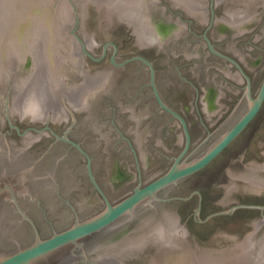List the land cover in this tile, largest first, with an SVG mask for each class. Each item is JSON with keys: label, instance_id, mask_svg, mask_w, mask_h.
<instances>
[{"label": "water", "instance_id": "95a60500", "mask_svg": "<svg viewBox=\"0 0 264 264\" xmlns=\"http://www.w3.org/2000/svg\"><path fill=\"white\" fill-rule=\"evenodd\" d=\"M193 1L195 10L188 0H0V264L264 260V106L207 166L264 101V0L214 7L238 17L229 52L255 73L257 95L197 158H183L187 146L175 158L180 131L136 59L149 57L175 110L206 109L203 90L214 84L197 78L222 76L194 70L208 54L181 42L157 50L149 28L211 12L210 0ZM213 87L216 109L232 110L244 85ZM139 177L152 181L127 195Z\"/></svg>", "mask_w": 264, "mask_h": 264}, {"label": "flooded vegetation", "instance_id": "af4514ba", "mask_svg": "<svg viewBox=\"0 0 264 264\" xmlns=\"http://www.w3.org/2000/svg\"><path fill=\"white\" fill-rule=\"evenodd\" d=\"M224 1L225 0H210L211 12L209 14H199L196 13L197 11L195 13H187L185 14V16L191 18L188 20L184 19L183 14L177 13L175 15V17L179 19L177 24H163L161 22L156 26H153L151 24L149 25V28L153 33L151 34V41H153L152 43L155 44L154 47H156L157 50L167 48V46L172 42L173 44L176 42H181L180 44L182 45H193L197 54L204 52L205 57L208 54L207 58H205L207 59L206 62H201L198 68L196 66L194 70H197L198 73L204 72L207 74L210 69H214L221 73L222 76H212V78H207L208 76H206V78H197V81H199L201 84L209 85L212 83L214 84L213 86H215L217 80H229L236 85L243 84V94L232 110H222L219 108L216 109L215 105H213V101L218 96L216 97V89L213 86H206L207 89L203 90L204 96L202 97V100L208 101L209 99V101L205 103L206 109H189V107L186 106L183 111L175 110L171 105L167 104L165 98H163V96L159 92V78L157 77L156 69L153 63L148 59L149 57L147 58L145 56H139L136 58L149 71L150 77L148 79V86L152 89L155 101L160 108V112L170 116L175 121L170 131L172 132L176 129L180 131V135L170 138L169 143L170 145L172 143H177L181 147V151L175 158H177L182 153L186 146L187 151L184 154L183 158L190 155L188 159H193L204 154L206 150L211 148L224 135V130H229L245 113L248 107L249 99L255 98L257 95V93L255 95H252V85L255 82V73L248 71L245 66L241 64V61L237 57L231 55V53L229 52V49L233 48L235 43H237V37L239 36V24L237 22V15L230 14L229 12H223L222 16L217 17V14L214 12V7L223 4ZM182 4L185 6L184 3ZM188 4L191 5V7L189 6V8H194V5H196L193 0H188ZM232 16L235 17V19H232ZM184 20L188 24H181ZM192 20H197L199 21V23H202V29L201 27L198 28V25L193 28V25L191 23ZM170 34L173 35L169 37ZM231 69L235 70L233 75L230 74ZM263 77L261 79V82L263 80ZM179 80L186 81L187 79L180 78ZM198 96L199 95H197L196 98L197 102ZM243 101H245L247 104L246 109L243 111H239V107L241 106ZM200 105L203 106L202 103H200ZM263 106L264 101L255 117L250 121L245 129L207 166L214 162L245 130L248 129L255 118L261 113ZM189 117L193 119L190 120ZM208 128L211 129V131H209ZM173 161L174 159H172V164ZM207 166L189 176L182 178L176 184L163 189L158 195L162 197L165 191L172 189L173 187L177 186L178 183H181L189 177L196 175ZM126 178L127 177L125 175L118 173L116 180L122 183ZM151 181L152 180L143 182L141 177L137 178L135 186L127 193V195H130L136 187L144 186Z\"/></svg>", "mask_w": 264, "mask_h": 264}, {"label": "rangeland", "instance_id": "374dc122", "mask_svg": "<svg viewBox=\"0 0 264 264\" xmlns=\"http://www.w3.org/2000/svg\"><path fill=\"white\" fill-rule=\"evenodd\" d=\"M260 264H264V260Z\"/></svg>", "mask_w": 264, "mask_h": 264}]
</instances>
